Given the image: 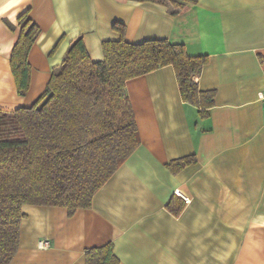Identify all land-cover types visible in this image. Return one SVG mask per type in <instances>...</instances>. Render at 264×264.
Masks as SVG:
<instances>
[{
    "label": "crops",
    "instance_id": "crops-1",
    "mask_svg": "<svg viewBox=\"0 0 264 264\" xmlns=\"http://www.w3.org/2000/svg\"><path fill=\"white\" fill-rule=\"evenodd\" d=\"M178 1L182 8L173 0H0L2 109L32 105L79 35L92 60L121 36L183 44L206 56L197 86L213 92L202 115L182 100L171 65L125 80L139 145L90 207L69 215L23 204L9 264H86V249L107 243L118 264H264V0ZM25 11L39 32L19 95L9 59ZM191 154L195 162L179 172L166 167ZM173 195L184 201L178 214L166 208Z\"/></svg>",
    "mask_w": 264,
    "mask_h": 264
},
{
    "label": "trees",
    "instance_id": "trees-1",
    "mask_svg": "<svg viewBox=\"0 0 264 264\" xmlns=\"http://www.w3.org/2000/svg\"><path fill=\"white\" fill-rule=\"evenodd\" d=\"M173 5L184 6L178 0ZM17 24L9 64L16 91L23 95L30 79L28 53L39 27L27 11ZM114 27L122 34L123 26ZM102 51V59L92 60L77 36L32 105L0 108V264H9L16 253L23 204L63 206L69 215L90 207L97 189L139 145L125 80L171 65L183 101L200 106L202 115L212 104L213 92L197 86L206 56L188 55L183 44L163 38L130 43L121 36L104 41ZM195 160L193 154L186 155L171 159L166 167L177 173ZM183 206L175 195L166 203L173 214ZM85 262L119 261L107 243L86 249Z\"/></svg>",
    "mask_w": 264,
    "mask_h": 264
}]
</instances>
